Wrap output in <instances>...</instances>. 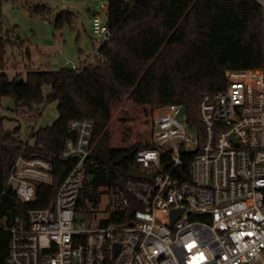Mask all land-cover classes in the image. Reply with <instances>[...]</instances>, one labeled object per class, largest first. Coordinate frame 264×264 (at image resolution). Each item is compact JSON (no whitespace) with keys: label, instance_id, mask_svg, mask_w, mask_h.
<instances>
[{"label":"built area","instance_id":"obj_1","mask_svg":"<svg viewBox=\"0 0 264 264\" xmlns=\"http://www.w3.org/2000/svg\"><path fill=\"white\" fill-rule=\"evenodd\" d=\"M100 1L107 14L109 0ZM101 19L92 15L91 30L105 42L108 15ZM224 78L222 91L201 96L199 128L178 105L153 113L149 148L136 152L132 166L155 173L153 181L126 177L125 192L108 187V219L95 228L78 210L94 125L70 122L73 137L60 157L73 165L48 207H28L12 227L0 226L10 235L5 264H264V70L227 71ZM51 177L46 160L21 151L5 188L29 205Z\"/></svg>","mask_w":264,"mask_h":264},{"label":"trees","instance_id":"obj_2","mask_svg":"<svg viewBox=\"0 0 264 264\" xmlns=\"http://www.w3.org/2000/svg\"><path fill=\"white\" fill-rule=\"evenodd\" d=\"M108 2L110 37L102 42L93 63L75 70L28 69L24 78L10 80L3 71L6 48L13 43L0 36V101L8 97L15 108L32 109L52 100L58 113L51 126L31 131L33 144L6 132L0 120V226L12 227L28 207L51 204L73 165L60 157L66 140L73 137L70 122L86 120L94 125L86 162L92 181L85 183L78 207L87 217L89 207L100 202L97 189L126 178L136 152L149 148V144L110 147L113 105L124 100L151 108L178 105L185 109L188 124L199 128V100L225 88L227 71L264 70V0H133L130 6L124 0ZM32 13L51 16L44 6ZM72 16L60 14L54 27L70 25ZM17 79L22 82L15 83ZM43 87L51 89L47 98ZM21 151L52 166L51 183L38 187L36 200L29 205L5 188L8 167ZM186 156V161L192 158ZM9 239L0 228V264H5Z\"/></svg>","mask_w":264,"mask_h":264},{"label":"rangeland","instance_id":"obj_3","mask_svg":"<svg viewBox=\"0 0 264 264\" xmlns=\"http://www.w3.org/2000/svg\"><path fill=\"white\" fill-rule=\"evenodd\" d=\"M44 6L51 16H38L33 8ZM105 4L100 0H3L0 8V36L9 39L13 45L6 48L5 73L10 80L25 76L26 70H58L80 67L93 63L102 40L92 34L91 17L102 11ZM71 13V23L55 28L54 20L60 14ZM44 97L51 93L49 87L42 89ZM159 108L141 107L124 100L111 108L109 123L110 147L130 148L136 144L148 145L151 140V116ZM40 114L37 116L35 112ZM29 112V117H22ZM37 117V118H36ZM57 104L48 101L28 109L15 108L11 98L0 101V120L9 134H14L23 142L34 143L31 131L51 126L57 119ZM36 118V121L34 120ZM100 202L89 207L86 223L95 228L100 221L108 219L107 188L97 189Z\"/></svg>","mask_w":264,"mask_h":264},{"label":"water","instance_id":"obj_4","mask_svg":"<svg viewBox=\"0 0 264 264\" xmlns=\"http://www.w3.org/2000/svg\"><path fill=\"white\" fill-rule=\"evenodd\" d=\"M22 79H17L15 83H21ZM155 176V173L152 174H146L134 167H130L126 173L127 178L137 179V180H143V181H153V178ZM92 181V177L90 175L87 176V184H90ZM117 187H119L121 190L125 192V186H124V179L119 180L116 183ZM182 213V210L179 211H172L171 212V225L173 222L177 219V217Z\"/></svg>","mask_w":264,"mask_h":264}]
</instances>
